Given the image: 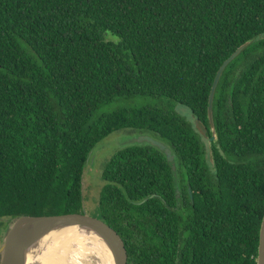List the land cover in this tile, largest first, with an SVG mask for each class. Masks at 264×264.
<instances>
[{
	"label": "trees",
	"instance_id": "obj_1",
	"mask_svg": "<svg viewBox=\"0 0 264 264\" xmlns=\"http://www.w3.org/2000/svg\"><path fill=\"white\" fill-rule=\"evenodd\" d=\"M249 40L216 91L212 167L209 141L175 105L211 137L213 84ZM139 98L159 102L127 104ZM125 129L171 148L181 189L157 148L105 163L97 219L127 264H258L264 0H0V220L84 216L88 159Z\"/></svg>",
	"mask_w": 264,
	"mask_h": 264
},
{
	"label": "water",
	"instance_id": "obj_2",
	"mask_svg": "<svg viewBox=\"0 0 264 264\" xmlns=\"http://www.w3.org/2000/svg\"><path fill=\"white\" fill-rule=\"evenodd\" d=\"M253 40L247 41L241 47H239L221 66L215 82L213 84L210 98H209V108H208V121L210 124V131L212 136L208 135V127L204 122L199 119H195V128L199 134L208 140V156L212 167H215L214 151L212 148V143L217 141V132L215 129L214 122V102L217 88L219 86L220 80L227 69V67L249 46ZM193 118H195L193 116ZM133 143L124 146L122 148L132 146V145H148L159 149L166 155L168 163L172 166L175 182L177 185V193L180 197L181 189L179 184V174H178V164L173 154V151L165 143L155 139L149 134H139L134 137ZM90 159H88L89 162ZM189 194L192 202L193 193L191 188H189ZM71 226L81 229H86L93 231L98 235L102 236L110 245L113 256L114 264H127V255L124 243L120 235L115 232L110 226H108L104 221L97 218H92L87 216L77 215H62V216H43V217H33V216H23L14 221V224L7 234L4 246L2 247L0 254H2L1 264H27L26 256L28 252L33 248L37 241L48 231L64 227ZM258 264H264V222L261 233L260 240V250L258 256Z\"/></svg>",
	"mask_w": 264,
	"mask_h": 264
},
{
	"label": "bare ground",
	"instance_id": "obj_3",
	"mask_svg": "<svg viewBox=\"0 0 264 264\" xmlns=\"http://www.w3.org/2000/svg\"><path fill=\"white\" fill-rule=\"evenodd\" d=\"M27 264H114L109 243L93 231L64 226L45 233L28 252Z\"/></svg>",
	"mask_w": 264,
	"mask_h": 264
},
{
	"label": "rangeland",
	"instance_id": "obj_4",
	"mask_svg": "<svg viewBox=\"0 0 264 264\" xmlns=\"http://www.w3.org/2000/svg\"><path fill=\"white\" fill-rule=\"evenodd\" d=\"M127 102H130L127 103L129 106L157 105L159 100L156 98H139ZM175 106L176 111L180 115L184 116L189 121H194V118H192L193 114L188 108L178 104ZM135 136L136 135L128 129L116 131L99 143L92 152L83 176L84 211L87 216L92 218H97L99 216V200L101 191L105 185V182L102 178V172L105 163L110 159L116 150L133 143V141H135ZM13 224L14 221H10L8 219L0 220V225L7 226H2V228H0V251L4 246L7 234L12 228ZM1 261L2 254H0V264Z\"/></svg>",
	"mask_w": 264,
	"mask_h": 264
}]
</instances>
